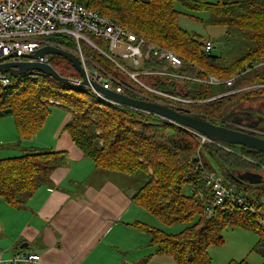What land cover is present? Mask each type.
Segmentation results:
<instances>
[{
    "label": "trees",
    "instance_id": "1",
    "mask_svg": "<svg viewBox=\"0 0 264 264\" xmlns=\"http://www.w3.org/2000/svg\"><path fill=\"white\" fill-rule=\"evenodd\" d=\"M73 1L180 57L182 65L177 72L190 80L148 75L139 76V80L157 91L172 95L182 92L183 97L191 101L186 107L192 115L210 122L241 120L250 123L247 117L255 118L261 113L259 108L244 104L246 100L264 99V87H252L264 85V0ZM176 2L191 12H208L205 24L224 28L223 46L218 55L213 54L212 49L205 52L202 39L179 26ZM48 39L73 48L67 38L53 35ZM93 40L105 48L103 42ZM80 47L91 61L87 66L96 64L132 90L167 100L138 85L89 45L81 43ZM48 60L61 76L79 79L77 70L67 59L51 55ZM163 65V61L154 57L143 61L146 70ZM209 75L220 81L234 80L230 86L223 82L209 84L204 82ZM9 76L10 86L0 87V119H13L17 141L10 148L19 154L0 157V199L10 207L25 208L35 191L44 186L65 161L66 152L22 146L23 141L38 133L51 110L61 107L70 112L63 129L96 170L132 179L131 201L135 205L163 225L184 226L179 233L169 234L141 225L149 234L156 254L171 256L174 264H210L207 247L222 243L225 228L237 227L256 234L252 249L261 255L264 264V229L258 215L238 208L216 210L212 217L205 215L206 201L199 195L209 198L210 189L201 171L195 168L196 137L173 122L104 102L90 89L60 83L43 73ZM233 90L237 91L224 95ZM125 94L137 97L129 89H125ZM176 104L184 108L185 103ZM224 145L225 148L205 144L201 156L203 166L218 172L227 185L264 212V153L242 145ZM244 171L260 173L262 181L249 185L236 180ZM185 187L191 191L189 194L184 192ZM231 264L249 263L242 259Z\"/></svg>",
    "mask_w": 264,
    "mask_h": 264
},
{
    "label": "crops",
    "instance_id": "2",
    "mask_svg": "<svg viewBox=\"0 0 264 264\" xmlns=\"http://www.w3.org/2000/svg\"><path fill=\"white\" fill-rule=\"evenodd\" d=\"M263 103L257 107L264 115ZM57 109L65 114L53 128L54 141L44 145L32 137L26 147L41 144L66 152V159L25 208L14 209L0 199L2 258L22 252L37 254L36 264H174L171 256L155 253L142 229L149 224L148 213L131 201L132 183L128 189L113 174L96 170L63 129L70 112ZM263 121L256 117L253 123L264 127ZM14 140L16 135L10 137ZM9 145L2 157L9 155Z\"/></svg>",
    "mask_w": 264,
    "mask_h": 264
},
{
    "label": "built area",
    "instance_id": "3",
    "mask_svg": "<svg viewBox=\"0 0 264 264\" xmlns=\"http://www.w3.org/2000/svg\"><path fill=\"white\" fill-rule=\"evenodd\" d=\"M53 35L67 38L73 43V48L69 51H72L78 56L87 77L100 84L103 89L111 90L121 95H127L125 94V89H129L137 94V97L134 98L152 101L176 110L186 111L185 108L176 104L190 103L189 99L183 97L182 92L179 93V95H172L168 92L157 91L146 86L139 80V76L141 75L171 77L179 81L190 80L189 77L177 72L182 65V60L172 51L146 41L143 37L120 26L111 18L87 9L73 0H0V63L21 60L33 61L34 59H26L23 58V56L34 53L35 50L44 45H55L68 50L66 47L48 39L49 36ZM94 38L103 42L105 48H101L96 44L93 40ZM82 42L105 56L109 61L115 64L123 74L135 81L138 85L149 92L165 97L167 100H159L132 90V88L120 78L107 74L96 64L92 63V67L87 66V63H91V61L81 51L80 44ZM211 49L212 43L210 41H205V52H209ZM9 56L11 57L8 58ZM49 56L50 55H47L35 59L34 61L49 63ZM151 57L163 61L164 65L154 70L143 69V61ZM124 59H127L134 69H127L121 61ZM90 69H94L96 73H92ZM246 70H248V68ZM9 75L8 72L0 70V87L10 86L11 80ZM233 80L234 78H229L220 81L216 77L209 75L204 82L209 84H219L223 82L227 86H230ZM71 84L76 87L90 89L97 98L104 102L120 105L105 98L91 87L81 85L80 77L79 79H73ZM252 87H264V85ZM236 91L237 90L229 91L224 95ZM125 107L173 122L143 109L130 106ZM229 121L232 123L233 127L241 131L264 138V130L258 125H247L246 123ZM213 123L223 126L229 125L219 124L218 122ZM175 124L198 140V147L194 154L195 168L201 171V177L210 189L209 198H205L204 195H199L200 199L206 201L204 207L205 215L207 217H212L216 210L224 212L230 208H238L244 212L258 215V221L264 229V212L254 208L242 194L238 193L232 186L227 185L218 172L206 169L203 166L201 159L203 146L211 143L225 148L224 143L210 138L194 129L184 127L177 123ZM38 261L39 256L37 254L22 252L14 254L11 258L4 259L2 258V251H0V264H36Z\"/></svg>",
    "mask_w": 264,
    "mask_h": 264
},
{
    "label": "rangeland",
    "instance_id": "4",
    "mask_svg": "<svg viewBox=\"0 0 264 264\" xmlns=\"http://www.w3.org/2000/svg\"><path fill=\"white\" fill-rule=\"evenodd\" d=\"M211 1L217 2L218 0H211ZM174 8L176 11L179 12V16H178L179 26L183 30H186L190 33H195L197 36H199L202 39L203 42L210 41L212 43V53L218 55L220 52V48L223 46L221 40L223 39L222 37L225 32L224 28L222 26H217V25L213 26V25L205 24V20L209 18L208 12L188 11L180 2H176ZM58 44L66 47L68 50H72V47L67 46L64 43H58ZM82 44L86 45L84 42H82ZM121 61L122 64L127 69H134V67L127 59ZM212 99H210L209 101H212ZM186 104L188 103L184 104V108L186 107ZM244 105H247L246 107L256 108L258 106V101L252 102V100H246ZM185 109L186 112H188L189 114H193V112L190 111L189 108L186 107ZM63 114H65V111L58 110L57 107L53 108L51 110L50 115L46 118L42 128L33 137V140L37 139L40 143H43L44 145H49L50 143H52L54 139L51 138L52 135L51 133L53 132V128L56 127L57 123L59 122ZM255 117H264V115L260 113V114H256ZM216 122H218L219 124H229L226 126H232V123L229 120H218ZM256 125L258 124L256 123ZM15 135L16 132L14 129L13 119L11 117L1 118L0 119V157L3 156L2 151L5 147H7L8 144L15 143V140L14 142L10 141V137L15 138ZM25 141L26 142L23 141L22 146H26L27 140ZM36 146L41 147V144L40 145L36 144ZM10 149H8L9 151L8 156H14L19 154V151H15L12 148ZM113 176L116 178L118 182H120L126 188L130 189V183H132V179L116 174H113ZM184 192L186 194H189L191 191L189 190L188 187H185ZM145 215H146L145 217H147L148 219L147 220L149 223L148 225L156 227L169 234H177L184 227L183 225L166 226L161 224L159 221H157L154 218H153L154 219L153 222L152 215L150 214H145ZM222 237L223 240L221 244L210 245L207 247V252L208 255L210 256V264H231L232 261H240L242 259H245L249 264L263 263V258L261 257V255L252 249L256 241V234H254L253 232L243 228L227 227L222 231Z\"/></svg>",
    "mask_w": 264,
    "mask_h": 264
},
{
    "label": "water",
    "instance_id": "5",
    "mask_svg": "<svg viewBox=\"0 0 264 264\" xmlns=\"http://www.w3.org/2000/svg\"><path fill=\"white\" fill-rule=\"evenodd\" d=\"M47 55H57L67 59L71 65L77 70L80 77V84L83 86L91 87L94 91L98 92L105 98L114 101L120 105L135 107L145 111L157 114L167 118L179 125L187 128L194 129L210 138H213L224 144L242 145L249 149H254L258 152L264 153V138L258 137L239 129L229 128L223 125H218L209 120L189 114L186 111L176 110L160 103L147 101L130 97L127 95L116 94L111 90H106L100 84L92 81L87 77V74L81 64L78 56L72 51L57 47L55 45H44L34 53L24 55L23 58L39 59ZM9 56L8 58H10ZM6 61L0 63V70L8 72L12 77L16 78L20 75L36 72L43 73L52 77L63 84H70L72 79L61 76L54 68L47 62L39 61ZM92 73H96L94 69H90ZM236 123H243L241 120L235 121ZM247 125H256V123H246ZM236 180L249 185H256L262 181V175L257 172L244 171L237 175Z\"/></svg>",
    "mask_w": 264,
    "mask_h": 264
},
{
    "label": "flooded vegetation",
    "instance_id": "6",
    "mask_svg": "<svg viewBox=\"0 0 264 264\" xmlns=\"http://www.w3.org/2000/svg\"><path fill=\"white\" fill-rule=\"evenodd\" d=\"M248 116H249V115H248ZM247 118H248V121H249L250 123H253L256 117H255V118L247 117ZM247 118H246V119H247ZM253 119H254V120H253Z\"/></svg>",
    "mask_w": 264,
    "mask_h": 264
}]
</instances>
